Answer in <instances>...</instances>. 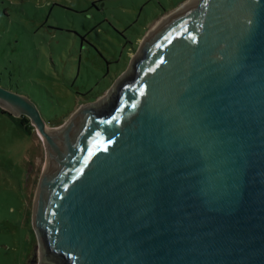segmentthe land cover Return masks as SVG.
<instances>
[{
	"label": "water",
	"instance_id": "1",
	"mask_svg": "<svg viewBox=\"0 0 264 264\" xmlns=\"http://www.w3.org/2000/svg\"><path fill=\"white\" fill-rule=\"evenodd\" d=\"M37 264H264V0H188L101 100L52 129Z\"/></svg>",
	"mask_w": 264,
	"mask_h": 264
},
{
	"label": "rangeland",
	"instance_id": "2",
	"mask_svg": "<svg viewBox=\"0 0 264 264\" xmlns=\"http://www.w3.org/2000/svg\"><path fill=\"white\" fill-rule=\"evenodd\" d=\"M188 0H0V85L52 129L101 100L149 31ZM0 106V264H37L33 217L44 140Z\"/></svg>",
	"mask_w": 264,
	"mask_h": 264
},
{
	"label": "trees",
	"instance_id": "3",
	"mask_svg": "<svg viewBox=\"0 0 264 264\" xmlns=\"http://www.w3.org/2000/svg\"><path fill=\"white\" fill-rule=\"evenodd\" d=\"M20 124L27 132H32L34 130V127L30 124V120L26 116H22Z\"/></svg>",
	"mask_w": 264,
	"mask_h": 264
},
{
	"label": "flooded vegetation",
	"instance_id": "4",
	"mask_svg": "<svg viewBox=\"0 0 264 264\" xmlns=\"http://www.w3.org/2000/svg\"><path fill=\"white\" fill-rule=\"evenodd\" d=\"M3 113H4V114H7V115H9V116L12 117V115H11L9 112L5 111V110H3ZM21 118H22V117H19V118H18V121H19V122H20Z\"/></svg>",
	"mask_w": 264,
	"mask_h": 264
},
{
	"label": "bare ground",
	"instance_id": "5",
	"mask_svg": "<svg viewBox=\"0 0 264 264\" xmlns=\"http://www.w3.org/2000/svg\"><path fill=\"white\" fill-rule=\"evenodd\" d=\"M45 142V141H44ZM47 165V164H46ZM39 192V191H38Z\"/></svg>",
	"mask_w": 264,
	"mask_h": 264
}]
</instances>
